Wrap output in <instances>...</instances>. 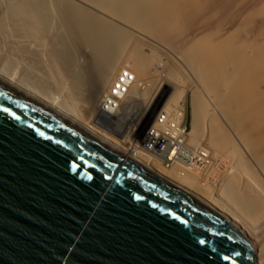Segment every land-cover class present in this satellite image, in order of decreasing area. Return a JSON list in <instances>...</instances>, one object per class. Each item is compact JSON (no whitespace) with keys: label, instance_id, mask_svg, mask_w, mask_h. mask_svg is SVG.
<instances>
[{"label":"bare ground","instance_id":"6f19581e","mask_svg":"<svg viewBox=\"0 0 264 264\" xmlns=\"http://www.w3.org/2000/svg\"><path fill=\"white\" fill-rule=\"evenodd\" d=\"M0 73L215 206L264 249V0H0ZM162 83H175L164 99L179 121L190 91L188 144L207 148L198 168L167 169L138 144Z\"/></svg>","mask_w":264,"mask_h":264},{"label":"water","instance_id":"95a60500","mask_svg":"<svg viewBox=\"0 0 264 264\" xmlns=\"http://www.w3.org/2000/svg\"><path fill=\"white\" fill-rule=\"evenodd\" d=\"M244 228L0 73V264H263Z\"/></svg>","mask_w":264,"mask_h":264},{"label":"built area","instance_id":"2783aa9c","mask_svg":"<svg viewBox=\"0 0 264 264\" xmlns=\"http://www.w3.org/2000/svg\"><path fill=\"white\" fill-rule=\"evenodd\" d=\"M118 88L119 83L112 89L113 94H116ZM107 101L110 99L107 98ZM165 105L166 101L160 100L155 108L152 123L146 126L144 138L138 144L146 152L161 156L164 167L171 168L175 161L183 162L188 168L200 167L207 157V148L205 145H198L199 148H194L188 144L190 129L185 122V113H183V120L179 121L172 117L171 110Z\"/></svg>","mask_w":264,"mask_h":264},{"label":"rangeland","instance_id":"374dc122","mask_svg":"<svg viewBox=\"0 0 264 264\" xmlns=\"http://www.w3.org/2000/svg\"><path fill=\"white\" fill-rule=\"evenodd\" d=\"M186 82V86H191L192 87V82L189 80H185ZM162 87L159 91L155 92L152 94L151 98L149 99V102L151 103V108L153 109V106L154 104L158 101V99L160 98L159 96L162 94L163 97L161 96L162 100H165V96H168V94L173 90V88H175V83L172 84V83H162ZM151 100V101H150ZM148 102V103H149ZM149 103V104H150ZM182 103L184 104V108H185V122L187 123L189 129H190V121H191V107H190V91L189 89L186 91L185 95H184V98L182 99ZM143 108H140L138 110V113L137 115L140 116L141 115V111H142ZM144 115H145V111L143 112ZM154 113H155V110H154ZM136 116V115H134ZM137 117H134L133 120L136 121ZM151 120V118H150ZM131 123H134L131 121ZM139 124H142V132H144V130L147 128L146 126L149 124V123H145V121L140 118V123ZM138 126V125H137ZM112 133V132H111ZM134 141V140H133ZM135 143V142H134ZM200 145H205L204 143H201ZM167 169H170L168 167H165Z\"/></svg>","mask_w":264,"mask_h":264}]
</instances>
